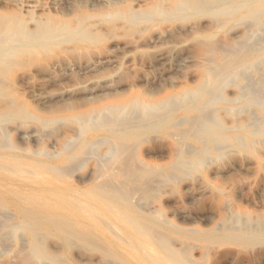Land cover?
I'll use <instances>...</instances> for the list:
<instances>
[{"label":"bare ground","instance_id":"bare-ground-1","mask_svg":"<svg viewBox=\"0 0 264 264\" xmlns=\"http://www.w3.org/2000/svg\"><path fill=\"white\" fill-rule=\"evenodd\" d=\"M140 1H142L140 3L146 2V0ZM261 2H264V0H156L149 9L144 8L145 10L137 11L129 4L130 2L107 0L100 12L94 15L99 20L96 21L98 24L110 21L111 18H122L127 20V25L130 24L128 21L136 22L156 14L160 19H171L174 16L176 17L178 13L186 12H195L202 15L200 19L202 25L204 24L203 31L200 30V32H203L202 35L199 33V35L194 36L193 33L187 36L179 45L181 48L188 49L192 46L203 55H212L211 58L214 61L211 62L210 66H207L206 70H203V72L201 70L204 78L202 77L203 80L201 83L199 82L200 85L196 88L197 98L195 99L193 96L195 100H193L194 104L191 107L189 106L190 108L187 110L188 117L178 118L176 123L172 121L173 114L166 113L171 109L166 112L163 111L165 113L161 115L159 113L151 115V113L144 111V109L152 111L161 107L164 108L161 105L164 101H157L153 98L156 95L143 100L144 97L138 92L113 96V93L109 91H107L108 94L104 95V92L98 93L95 89H85L77 91L86 94L75 99L76 101H65L63 107L52 109L48 104L36 105L27 101L25 97L23 100L10 86H0V233L9 232L11 229L25 231L29 235L28 257L32 256L31 259L42 253L44 249L42 239L50 236L61 244L63 256L70 264H163V262L194 264L192 260L190 261V257L195 248V242L202 244L200 245L199 258L203 262L211 260L212 246H217L218 249L223 247L224 244L237 246L245 250L243 247L248 244L249 239L256 238L258 233H264V228L254 227L253 224L255 223L252 224L253 227H243L242 222L236 223L232 218L229 219L233 216L224 211L220 216L222 217L221 220L223 219L221 224L209 223L204 227H196L195 222L181 219V217L182 225H175V229L163 233L161 229L169 223L167 220L162 221L159 218V209L148 202V197L153 198L154 196L151 194L161 189H159L160 184L156 183L158 185L151 186L149 183L153 181L152 176L151 181L149 180L148 183L147 180H142L143 176L138 178L133 173L131 174L135 169L131 171V168L130 170L127 158L136 147L141 146L142 142L150 139V135L162 132L163 134L169 133V136L171 135L169 130H175L186 122L191 123L192 121L197 131L209 134L207 138L212 139L214 136L212 134L213 128L222 124L219 117L222 108L218 107V103L235 104L245 99L256 103L261 99L260 96L264 93L261 92L262 86L255 85L257 81L253 76L254 74L250 72L246 78L248 81L250 77L251 86H249V81L248 84L246 83L247 87L246 84H242L247 89L238 84L237 92L232 93V98H227L225 95V91L228 87H231L228 85H233L236 77L242 76L244 69L248 70L249 61L264 56V43L259 44L264 26H261L262 23L260 24L255 19L260 15H254L253 19L255 20L251 21H244L247 17L243 20H241L243 17L238 18L243 10H247L249 7L251 9L252 4L254 9L258 10ZM92 4L96 5V0H93ZM143 5H139V7L141 8ZM89 13L92 12L89 11ZM260 13L263 12L260 11ZM89 16L93 18V15ZM73 19L58 23L56 21L46 23L45 21V23H39L37 28L31 31L26 29L25 22L15 13H0V76L5 75L6 79L8 75H12L13 70L25 65L30 66L38 59L44 58L47 56L45 53L49 52L47 46L56 44L59 39L68 37L80 39L81 45H83L103 38L100 35L104 36V33L94 31L98 26L96 22L88 23L87 19H90L89 17L78 19V22ZM145 22L147 21L145 20ZM130 26L132 27V25ZM224 29L226 30V44L222 45L223 42L220 43L218 37L216 40L221 46H211V43V47L205 48V44L209 45V43H202L201 38L207 39L214 36V31L217 33V30ZM262 36L264 35L262 34ZM56 51L64 52L61 47H57ZM157 59L159 62L165 61L163 57L159 58L158 56ZM112 62L111 59H106L102 62H96V65ZM259 66L257 64V67ZM244 73L246 72L244 71ZM259 75H257L258 78ZM262 76L263 69L260 77ZM244 80L243 82H245ZM252 83H255V86ZM246 90L247 94L245 93ZM73 91L63 90L61 95L64 97V95ZM262 96V99H264V94ZM168 97L170 98V96ZM174 100L173 102H175ZM177 104L174 103L175 106H178ZM173 106L172 109L175 107ZM159 111L162 112L161 109ZM64 120H68L72 124L61 126L56 134L53 133L54 131L49 130L54 122ZM259 121L262 122V119ZM32 122L36 123L34 128L26 131L24 126ZM59 123L57 124L59 125ZM171 123L173 124L168 127ZM86 126L93 127L89 129L87 135H84L82 132L87 129ZM190 126L192 127L191 124L189 128ZM256 128L257 125L254 129ZM68 130L72 135L67 134ZM188 131L186 133L190 132ZM253 131L251 132L252 136L255 135ZM196 133L193 130V134ZM190 134L187 136H190ZM13 135L19 140L28 137L36 145L31 147V145L24 142L23 146H19L11 140ZM171 136L178 137L177 134ZM195 137L193 138L195 139ZM53 139H56V142H53ZM50 144L52 146H49ZM182 144L186 146L185 142ZM180 147L183 148L181 145ZM180 147L178 148L180 149ZM214 147L213 150L217 151ZM132 149L134 150L131 151ZM197 150V148L194 149V152ZM178 153H181L180 150ZM133 154L131 155L134 158ZM177 155L180 156L181 154ZM207 160L208 158H205L204 161ZM130 162L132 161L130 160ZM173 163L171 162V164ZM176 165L172 167L177 168ZM140 167L142 166L140 165ZM82 170L85 171L79 176L78 174L80 171L82 173ZM139 171L141 172L140 168ZM182 172L184 173V171ZM159 176L157 175V178ZM239 215L242 219L241 214ZM16 220H18L17 223H15ZM249 222L251 221L249 220ZM220 233H223L224 237H214V235ZM256 239H260V237ZM75 246L90 248V250L93 248L100 255V259L77 257L73 251ZM157 248L164 250L165 256ZM48 256L53 262H60L58 261L59 257L53 252L48 253Z\"/></svg>","mask_w":264,"mask_h":264},{"label":"rangeland","instance_id":"rangeland-1","mask_svg":"<svg viewBox=\"0 0 264 264\" xmlns=\"http://www.w3.org/2000/svg\"><path fill=\"white\" fill-rule=\"evenodd\" d=\"M92 1L93 0H0V13H15L25 22L26 29L31 31L36 29L39 23H45V21L46 23L51 21H56L57 23L65 22L73 19L76 15L77 16L73 19L75 22H78L81 18L86 19L89 17L90 19H87V21L89 24H92L99 21L94 15H97L98 12H100V10L105 6L107 0H96V5H93ZM122 1L125 3L130 2L129 4L133 6V9L140 11L141 9H149L152 3L156 0H146L144 3H140L142 2L140 0ZM139 5L143 6L140 8ZM262 6L263 8H261ZM89 11L92 13H89ZM260 11L263 13H260ZM240 14L241 15H239L238 18L241 19L243 17L241 20L246 17L248 19L246 18L247 20L245 19L244 21L257 19L260 24H263H261V26H264V2H261V6L258 10H255L254 5L252 4L251 9L249 7L247 10H243ZM256 14L260 15H258L260 17H258L259 20L258 18L253 19ZM89 15H93V18ZM156 15L136 22L128 21V23H130L128 25L126 23L127 20L122 18H111L109 19L110 21H106L108 24L106 22L99 24L96 22L98 28L96 27L94 31L104 33V36L100 35L103 37L102 39L94 40L92 43H85L83 45H81L80 39H71L69 37L59 39L56 44L49 45V47L47 46L49 52L45 53L47 56L44 58L38 59L37 62L31 64L30 66L25 65L24 67L17 68V70H13V73H11L12 75H8L6 79L5 75L0 76V86H10L11 89L23 100L25 97L27 101L33 102L36 105L48 104V106H51L52 109L63 107V103L65 101L72 102L73 100L82 97L86 93H78L77 91L85 89H95L98 93L104 92V95L111 92L113 93V96H119L123 93H127L126 95H129L133 92H138L142 97H144L143 100L156 95L153 98L157 99V101H164L165 103L162 102L161 104L164 108L161 107L159 109H155L156 111L144 109V111L149 114L151 113V115L158 113L161 115L171 109V111L166 113H172V121H175L176 123L178 118L182 119L185 116L188 117L187 110L194 104L193 100L197 98L196 88L200 85L204 78L202 72L203 70H206L208 68L207 66H210L211 62L214 60L211 58L213 57L212 55H203L201 52L197 51L196 48H192V46L188 49L181 48L179 45L187 38V36L193 33L194 36L199 35V33L202 35L203 32H200V30L203 31L204 29V24L202 25L200 20L202 15L195 12L178 13L176 17L174 16L171 19H160V17L158 15L156 17ZM47 16L50 17V20ZM31 17L32 19H30ZM145 20L147 22H145ZM130 25H132V27ZM263 30L264 29H262L261 33L264 35ZM225 31V29L221 31L217 30V33L214 31V36L207 39L202 37V43H209V45L205 44V48L208 46H219L221 42H223L221 43L222 45H225ZM262 34L260 35L259 44L264 43V36H262ZM217 38L220 40V43L216 40ZM211 43L212 45L210 46ZM57 47L63 48L64 52L56 51ZM83 47L85 48L81 49ZM158 56L159 58L163 57L165 61L159 62L157 59ZM262 57L264 56L262 55L261 57H256L254 61H249L250 64L247 66L248 70L244 69L242 76H237L234 80V84L228 85L231 87H228L225 91L227 98H232V93L237 92L238 84L241 85V87H245L244 85L250 79L249 77L247 81L246 77H248L250 73L254 74L253 76L257 81V83L254 84L262 86L261 92H264V58L262 59ZM205 58L208 59L206 60ZM106 59H111L113 62L109 64L106 63L96 65V62H102ZM257 64L258 66H261L257 67ZM252 67L254 68L252 69ZM255 67L257 68L255 69ZM262 69L263 76L260 77ZM244 71L246 73H244ZM257 75H259L260 79ZM244 77L246 78L245 80L243 79ZM243 80L245 82H243ZM250 81L249 86H251ZM247 84L246 87L248 86ZM254 84L252 83L253 86H255ZM246 87L245 89H247ZM63 90L74 91L62 97L61 92ZM246 92L247 90L245 93ZM262 95L260 96L261 101L258 100V98H260L258 97L257 100L260 102L257 101L256 103L253 101L249 102L246 99L235 104L223 102L218 103V107L222 108V111L219 113V117L222 123L221 126H223L213 128L212 134L214 136L212 139L207 138L209 134L197 131L195 126H193L195 124H192L193 122L191 121V123L186 122L182 126H178L175 130H169L171 135L177 134L178 137H173L171 135L168 136L169 133L163 134L162 132L154 135L152 134L150 135L151 138L142 142L141 146L136 147L135 150L132 149L131 151L134 150L133 152L130 151L131 154L134 153V158L130 153L128 154L131 156L127 154L129 156L127 158L128 163L133 166L131 167L127 163L130 170L131 168V171L135 169V171L131 172V174L133 173V175L138 178L143 176L142 180L145 179V181L147 180L146 182L149 180L151 181L152 176V183H149L150 181L148 183L151 186L160 184L159 189H161L153 192L151 195L154 197L152 198L149 196L148 202L152 204L153 207L159 209V218L162 221L167 220L168 223L171 224L164 225L161 229L163 233H167L170 229H175V225H182V220H180L181 217V219L195 222L196 227H204V225L209 223L221 224L223 219L221 220L222 217L220 216L223 211L228 212L231 216H233L229 217V219L232 218V220H235L236 223L242 222L243 227L259 226L262 229L264 228V99H262ZM168 96H170L172 100ZM173 100L175 102H173ZM174 103H179L177 104L179 107L175 106ZM172 106L176 109H172ZM166 107L168 108L165 109ZM160 109L162 112L159 111ZM164 115L166 116V114ZM261 119L263 123L259 121ZM256 120H258V122H256ZM57 123H59V125ZM57 123L54 122L49 128L50 131H54V134L59 131L61 126L72 124V122L68 120L58 121ZM188 123H190L194 128L191 126L189 128L190 124L188 125ZM35 124L36 123L32 122L25 125L24 129L26 131L33 129ZM172 124L173 123L169 124L168 127ZM256 125L257 128L254 129ZM92 127L93 126H86L87 129L82 133L87 135L89 133V129ZM193 130L197 133L193 134ZM186 131L189 133H186ZM252 131L255 133L253 136L251 135ZM67 132V134L72 135L69 130ZM189 134L191 137L187 136ZM193 137L197 139L195 140ZM236 137L238 138V141ZM169 138L172 139L170 140ZM11 140L19 146H23L24 142L31 145V147L36 145L35 142H32L28 137L23 140H19L15 135H13ZM53 140V142H56V139ZM53 142L51 143L52 145L54 144ZM181 142H185L186 146ZM51 144L49 146H52ZM179 144L183 146L184 149L180 147ZM174 145L176 147L178 145L180 149L178 147L176 148ZM213 147L214 149H217V151H214ZM220 147L222 148L221 150ZM196 148L199 152H194V149L196 150ZM177 150H180L181 153H178ZM177 154L181 155L178 156ZM205 158H208V160L204 161ZM130 160L132 162H130ZM171 162L174 163L171 164ZM202 162L204 163V166ZM140 165L142 167L144 166L143 169H141L142 167H140ZM175 165L177 168H174ZM84 171L85 170H82V173L80 171L78 175L81 176ZM182 171H184V173ZM157 175L160 176L157 178ZM176 179L178 180L174 181ZM179 180L181 181L179 182ZM151 201L154 202L152 203ZM239 214H241L243 220ZM235 215L236 217H234ZM249 220L251 222H249ZM17 222L18 220H16L15 223ZM6 232L7 231L0 233V264H60L61 260V264H70L63 256L61 244L52 237L47 236L42 239V247L44 248L42 253L31 259L32 256L28 257L30 245L28 238L29 235L21 229H11L9 232ZM214 237L222 238L224 237V234L220 233L214 235ZM259 237L260 239H256ZM256 238H253L252 240L249 239L248 244L243 247L245 250H242L237 246L234 247L224 244L222 245L223 247L218 249L217 246H212V258L209 262H203L200 260V245L202 244L195 242V248L191 253L192 258L190 257V261L192 260L194 264H264V233H258ZM157 250L165 256L164 250L161 249L162 252L159 248H157ZM73 251L77 257L83 256L85 259L90 258L93 260L100 259V255L93 248L90 250V248L87 249L75 246ZM51 252L59 257L58 261L60 262H53L49 258L48 253L51 254ZM163 264L176 263L163 262Z\"/></svg>","mask_w":264,"mask_h":264}]
</instances>
